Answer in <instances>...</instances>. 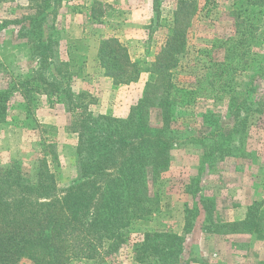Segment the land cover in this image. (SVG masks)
Instances as JSON below:
<instances>
[{"label": "rangeland", "instance_id": "rangeland-1", "mask_svg": "<svg viewBox=\"0 0 264 264\" xmlns=\"http://www.w3.org/2000/svg\"><path fill=\"white\" fill-rule=\"evenodd\" d=\"M57 3L42 13L28 0H0V89L13 92L7 121L0 124V166L12 164L35 174L45 162L56 175L57 196H62L86 174L90 161L78 132H72L81 102L89 103L91 116L99 118L104 128L114 130L118 123L102 117L128 119L149 78L144 73L133 85L112 86L98 63L101 41L118 38L132 60L146 57L148 51L159 52L173 27L178 0ZM233 8L234 0L198 1L188 44L173 77L178 89L198 91L188 105L178 93L172 112L177 146L170 169L161 176V210L148 220L132 221L127 240L103 264H140L135 259L145 234L159 232L166 240L191 233L196 225L197 246L191 247L189 240L180 255L170 256L166 263L159 256L150 259L152 264L264 263V238L246 234L241 227L253 201L264 202V113L250 118L245 144L226 140L233 123L230 92L251 76L250 70L241 71L249 65L238 60L226 64L224 49H217L219 42L234 35ZM77 41L80 50L74 47ZM255 44L252 52L263 56L261 61L264 43ZM79 55L86 61L82 72L75 61ZM259 88L264 91V78ZM153 107L150 124L158 127L161 112ZM98 153L93 152L92 159L99 158ZM215 224L233 227L223 226L215 233ZM95 262L82 259L71 264ZM19 264L30 262L23 259Z\"/></svg>", "mask_w": 264, "mask_h": 264}, {"label": "trees", "instance_id": "trees-1", "mask_svg": "<svg viewBox=\"0 0 264 264\" xmlns=\"http://www.w3.org/2000/svg\"><path fill=\"white\" fill-rule=\"evenodd\" d=\"M28 1L44 13L52 2L58 5L59 0ZM198 1L178 0L173 27L165 34L159 52L153 55L148 51L146 57L132 60L128 48L118 38L111 36L101 41L98 63L115 86L136 83L144 73L149 78L128 119L102 117L118 123L114 130L104 128L99 118L91 116L89 103L81 102V113L72 132H78L80 147L89 152L90 161L86 174L74 181L62 196H57L56 175L45 162L35 174L12 164L0 166V264H19L23 259L30 264H71L82 259H95V264H103L127 240L132 221L148 220L161 210L160 180L170 169L177 146L172 112L177 106L178 93L188 105L195 101L192 94L198 91L178 89L173 80L174 70L188 44V31ZM230 15L234 35L219 42L217 49H224L226 64L238 60L249 65L241 71L250 70L251 76L230 92L229 114L233 123L226 140L245 144L250 118L264 113V91L259 88L264 78V59L260 61L263 56L252 52L255 43H264V0H234ZM74 47L80 50V42ZM78 57L75 61L82 72L86 61ZM226 64L229 74L232 71ZM209 82L214 85L216 80L211 78ZM83 96L84 93L79 95ZM12 97L11 90L0 89V124L7 121ZM153 106L161 112L158 127L150 124ZM88 122L90 126L86 125ZM219 131L226 134L223 129ZM95 151L100 152V157L92 159ZM223 226L233 227L215 224L218 230L215 233H220ZM241 227L246 234L264 238V202L253 201ZM197 228L196 225L193 231L190 229L191 233L186 231L183 236L174 235L166 240L159 232L145 234L143 242L138 244L140 254L135 260L152 264L150 259L160 256L166 263L170 256L183 253L189 240L193 241L191 247L198 245Z\"/></svg>", "mask_w": 264, "mask_h": 264}, {"label": "crops", "instance_id": "crops-1", "mask_svg": "<svg viewBox=\"0 0 264 264\" xmlns=\"http://www.w3.org/2000/svg\"><path fill=\"white\" fill-rule=\"evenodd\" d=\"M108 81L110 80L111 81V84H112V86H114V87H118V86H115L114 84H113V81L110 79V78H108L107 79ZM133 84H135V83H131L130 85H133ZM123 86H129V85H123ZM121 87H122V85H121ZM120 88V87H119ZM248 211V210H247Z\"/></svg>", "mask_w": 264, "mask_h": 264}]
</instances>
